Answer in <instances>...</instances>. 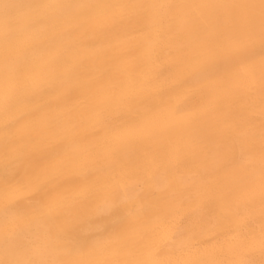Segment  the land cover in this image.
<instances>
[{
	"label": "bare ground",
	"instance_id": "1",
	"mask_svg": "<svg viewBox=\"0 0 264 264\" xmlns=\"http://www.w3.org/2000/svg\"><path fill=\"white\" fill-rule=\"evenodd\" d=\"M262 26L264 0H0V264H264Z\"/></svg>",
	"mask_w": 264,
	"mask_h": 264
},
{
	"label": "snow or ice",
	"instance_id": "2",
	"mask_svg": "<svg viewBox=\"0 0 264 264\" xmlns=\"http://www.w3.org/2000/svg\"><path fill=\"white\" fill-rule=\"evenodd\" d=\"M253 39H255V37L253 36L248 37L249 41ZM258 39H259L260 46H261V55H262V58H264V26L261 27ZM233 57L240 63H245L252 59L250 52L246 49L244 44L240 42H237L236 45L234 46ZM203 71L210 73L212 69L205 68L203 69Z\"/></svg>",
	"mask_w": 264,
	"mask_h": 264
}]
</instances>
